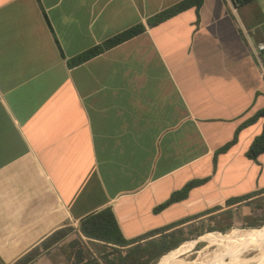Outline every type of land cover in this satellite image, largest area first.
I'll return each instance as SVG.
<instances>
[{"label": "crops", "instance_id": "1", "mask_svg": "<svg viewBox=\"0 0 264 264\" xmlns=\"http://www.w3.org/2000/svg\"><path fill=\"white\" fill-rule=\"evenodd\" d=\"M179 1L0 0L4 264L36 248L41 254L29 264H78L75 240L109 252L98 242L90 248L80 233L83 219L106 208L133 240L197 216L184 225L233 223L240 206L264 196V153L246 155L264 118L243 127L214 163L264 108V50H256L264 0H203L147 25ZM140 23L143 33L69 66ZM202 179L185 199L155 211Z\"/></svg>", "mask_w": 264, "mask_h": 264}, {"label": "trees", "instance_id": "2", "mask_svg": "<svg viewBox=\"0 0 264 264\" xmlns=\"http://www.w3.org/2000/svg\"><path fill=\"white\" fill-rule=\"evenodd\" d=\"M203 0H181L178 3L163 9L157 14L149 17L147 19V25L149 27H155L166 20L182 13L183 11L196 8L199 9L202 6ZM146 30V27L140 23L130 27L129 29L122 31L113 37H110L103 43L88 49L77 57L72 58L68 61L69 66H77L80 65L91 58L104 53L105 51L122 44L123 42L138 36ZM258 118H264V108L260 109L253 117L244 122L238 130L233 138V140L224 145L218 152L215 154L214 163H216V155L219 153H223L227 151L237 140L238 133L240 130L255 122ZM264 153V125L263 131L260 135L256 136L250 145L249 149L246 152V155L250 159H257L261 154ZM205 180H194L187 183L181 190L174 192L170 198L155 209L156 212L166 208L170 204L175 202H179L185 199L189 193V191L203 183ZM261 193V192H260ZM259 194V193H257ZM257 194H252L251 196H245L242 198L234 199L229 201V203H237L240 201H244L249 199L250 197H254ZM260 210L264 214V204L260 205ZM212 212V211H211ZM200 216L181 220L177 223L166 226L162 229H158L156 231H150L147 234L133 240H126L121 231L119 223L115 217L114 212L110 208L103 209L96 213H92L82 220L80 224V233L83 237L86 238L90 248L98 243L104 244L109 248V252H98L89 249L82 245L79 241L75 240L72 248L73 255L75 256V261L78 264H157L159 259L173 251L177 248L181 243L191 240L194 236H186L184 224L195 219H198ZM215 217L212 218L213 226L206 228V232L197 233V237L203 235L207 232H215L221 231L225 232L230 229L232 222L225 223L224 220H214ZM232 220L231 215H229L226 220ZM254 223V222H252ZM223 224V225H222ZM184 225V226H183ZM262 226V225H261ZM253 227H257V225H253ZM260 227V226H259ZM65 230H61L51 237V242L54 241L57 235H62ZM198 232L191 231V233ZM157 236V237H155ZM195 238V239H196ZM194 239V238H193ZM143 241V242H142ZM125 248V249H123ZM75 249V251H74ZM124 252V253H123ZM41 254L40 248H36L27 255H25L18 264H29L36 260V258ZM0 264H4L0 260Z\"/></svg>", "mask_w": 264, "mask_h": 264}, {"label": "rangeland", "instance_id": "3", "mask_svg": "<svg viewBox=\"0 0 264 264\" xmlns=\"http://www.w3.org/2000/svg\"><path fill=\"white\" fill-rule=\"evenodd\" d=\"M264 198V196H261ZM260 197L258 201L255 199L250 205V203L240 206L241 208L235 211L233 225L230 229L225 232L215 231L207 232L203 235L197 237V233L206 232V228L212 227L214 224L210 222L204 223L203 220H196L195 222L190 223V225L185 226V235L194 236L191 240H187L181 243L177 248H175L170 253L163 255L157 264H192L200 253L207 255V259L214 258L215 254H218L223 251L222 247H218L213 243L219 238L226 235L230 231H264V214L263 208L260 210V205L264 204V199ZM258 202V203H257ZM250 205V207H248ZM252 212L254 221H248L246 216ZM254 222V223H252ZM228 222L223 223L224 225ZM222 224V225H223ZM257 225V227H253ZM262 225V226H261ZM260 226V227H259ZM257 229V230H253ZM198 231L191 233V231ZM196 238V239H195ZM214 241V242H213ZM231 247V248H230ZM261 247V253L264 252V242L262 240L252 241L251 243H231L226 248V253L224 252L216 259L209 262V264H250L255 261L257 255H259V250ZM202 249V250H201ZM218 252V253H217ZM224 256L222 257V255ZM203 258V257H202ZM222 258V259H221ZM200 263L202 262L199 260Z\"/></svg>", "mask_w": 264, "mask_h": 264}, {"label": "bare ground", "instance_id": "4", "mask_svg": "<svg viewBox=\"0 0 264 264\" xmlns=\"http://www.w3.org/2000/svg\"><path fill=\"white\" fill-rule=\"evenodd\" d=\"M253 230H257V229H253ZM256 240H262L264 242V231L263 230L261 231H230L226 235L219 237L215 242L213 241L214 245L223 248L222 252L220 253L217 252L218 254H215L214 258L212 259H207V255H209L208 253L207 255L203 256V253L201 252L200 255H198V257L192 264H209L210 261L218 258L231 243H251L252 241H256ZM226 251L224 252V254L226 253ZM224 254L222 255V257L224 256ZM258 254L259 255L256 256L255 261L250 264H264V252L261 253V247H260ZM199 260H201L202 262L200 263Z\"/></svg>", "mask_w": 264, "mask_h": 264}, {"label": "built area", "instance_id": "5", "mask_svg": "<svg viewBox=\"0 0 264 264\" xmlns=\"http://www.w3.org/2000/svg\"><path fill=\"white\" fill-rule=\"evenodd\" d=\"M256 50H257V51H262V50H264V43H259V44L257 45ZM262 74H263V76H264V71H263Z\"/></svg>", "mask_w": 264, "mask_h": 264}]
</instances>
